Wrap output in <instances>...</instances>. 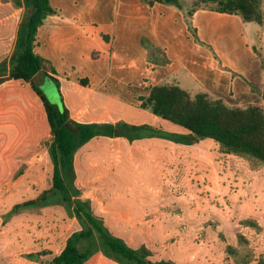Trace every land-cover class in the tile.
Returning <instances> with one entry per match:
<instances>
[{"label": "rangeland", "instance_id": "374dc122", "mask_svg": "<svg viewBox=\"0 0 264 264\" xmlns=\"http://www.w3.org/2000/svg\"><path fill=\"white\" fill-rule=\"evenodd\" d=\"M3 11L1 7L0 18ZM237 18L231 19L235 24L217 23L236 35L231 41L240 47L233 58L239 63L252 59L251 69L264 84V23L258 40L252 24ZM6 26L0 24V65L9 56L15 35ZM97 30L104 32L91 24V33ZM245 40L257 50L245 48ZM112 49L110 44L100 47V60L85 62L82 69L66 66L57 77L43 66L56 80L37 76L33 83L49 104L64 111L68 123L121 122L148 125L171 138L188 134L150 108L139 107L135 93L129 92L126 102L115 96L120 88L107 78ZM77 78H88L91 85L85 87ZM51 140L43 100L32 83L0 78V264H42L26 257L31 253H41L46 264L81 229L53 194L46 206L10 215L15 204L36 199L52 187L54 167L47 146ZM73 175L79 197L92 214L128 246L148 250L152 262L264 261V166L222 152L211 139L188 146L174 138L130 141L98 136L74 154ZM246 220L255 221L259 228L242 224ZM84 247L102 249L94 239L85 240ZM99 264L121 263L102 255Z\"/></svg>", "mask_w": 264, "mask_h": 264}, {"label": "crops", "instance_id": "0c3cea01", "mask_svg": "<svg viewBox=\"0 0 264 264\" xmlns=\"http://www.w3.org/2000/svg\"><path fill=\"white\" fill-rule=\"evenodd\" d=\"M178 1L181 7L142 0H50L55 13L49 14L38 29L36 53L57 77L66 66L82 69L83 63L100 60L99 48L110 44L113 49L107 78L120 88L115 96L126 102L129 92L135 93L139 107L149 89L163 83L186 87L192 94L205 91L228 106L264 107V84L251 69L253 60L239 63L233 58L236 47H240L231 41L236 35L231 36L230 28L217 23L235 24L231 19L242 18L202 7L188 16L195 0ZM1 7L0 24L15 31L12 49L4 59L8 63L25 9L14 0L0 2ZM244 23L252 24L257 39L263 36L264 21ZM91 24H98L104 32L91 33ZM190 27L196 29L199 41ZM243 43L245 48L257 50L248 41ZM153 47L160 52L152 55ZM5 78L8 76L1 77ZM75 81L85 87L91 85L88 78Z\"/></svg>", "mask_w": 264, "mask_h": 264}, {"label": "trees", "instance_id": "16d2710c", "mask_svg": "<svg viewBox=\"0 0 264 264\" xmlns=\"http://www.w3.org/2000/svg\"><path fill=\"white\" fill-rule=\"evenodd\" d=\"M152 4L159 2L181 7L178 0H142ZM15 4L25 9L19 25L13 54L8 63L0 65V78L7 75L9 79L32 83L33 89L43 100L49 133L52 137L48 154L54 167L52 187L43 191L36 199L15 204L10 215L19 214L48 204L51 194L60 197L61 205L74 217L81 229L66 241L63 250L46 264H99L102 255L121 264H174L170 261L149 260L148 250H138L115 237L103 222L92 214L87 202L79 197V189L73 182V158L76 151L98 136H121L130 141L144 137L173 139L188 146L200 141H215L222 152L249 158L264 166V107L249 105L246 107L228 106L221 99L205 91L192 94L175 84L163 83L149 89V94L142 98L140 107L150 108L152 113L174 125L188 131L186 135L173 138L161 133V130L148 125H130L127 123H68L64 111L49 104L41 90L35 86L34 79L56 80L54 74L43 69L44 60L36 53L37 32L44 19L55 13L50 0H14ZM261 0H195L188 16L202 7L205 9L238 15L244 22L262 24L264 15ZM193 37L198 40L196 29L190 27ZM199 41V40H198ZM150 52L159 53L153 47ZM167 60L165 59L164 62ZM42 129L44 125H42ZM32 134L35 130L32 127ZM242 224L259 228L253 220ZM95 240L102 246L99 251L84 247L85 240ZM41 253L27 254L31 261L44 264ZM257 264H264L260 261Z\"/></svg>", "mask_w": 264, "mask_h": 264}]
</instances>
